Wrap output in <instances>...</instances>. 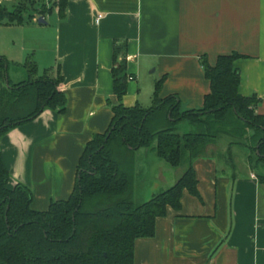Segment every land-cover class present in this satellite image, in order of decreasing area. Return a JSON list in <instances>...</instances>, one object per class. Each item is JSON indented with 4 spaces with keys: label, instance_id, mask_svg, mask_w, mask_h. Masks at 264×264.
Here are the masks:
<instances>
[{
    "label": "crops",
    "instance_id": "crops-1",
    "mask_svg": "<svg viewBox=\"0 0 264 264\" xmlns=\"http://www.w3.org/2000/svg\"><path fill=\"white\" fill-rule=\"evenodd\" d=\"M14 25L23 37L0 45L11 78H25L22 64L33 58L41 74L60 72L66 96L64 112L46 108L0 139L9 188L29 186L35 210L71 196L87 144L113 120V68L125 58V107H152L162 80L160 97L177 95L188 111L203 108L211 91L201 57L215 65L237 53L239 92L257 95L264 115V0H71L64 18L54 8ZM116 44H126L117 61ZM216 144L192 162L198 194L185 189L181 206L156 219L155 235L135 240L134 264H264V184L223 160Z\"/></svg>",
    "mask_w": 264,
    "mask_h": 264
},
{
    "label": "trees",
    "instance_id": "trees-1",
    "mask_svg": "<svg viewBox=\"0 0 264 264\" xmlns=\"http://www.w3.org/2000/svg\"><path fill=\"white\" fill-rule=\"evenodd\" d=\"M13 1L11 7L0 3V26L27 24L54 8L64 18L71 0ZM123 50L115 45V61ZM238 57L222 55L215 65L201 57L211 91L203 108L188 111H181L177 95L160 97L162 80L152 107H125L127 63L126 58L120 61L113 68L119 103L112 107L110 127L87 144L71 196L53 201L47 210L32 208L29 186L9 188L11 174L0 153V264H134L135 240L155 235L156 219L169 206H181L185 189L198 194L192 162L223 135L231 138L230 146L248 151L252 170H264V115L257 112L261 99L239 92ZM11 65L0 54V139L46 108L66 110L60 72L41 74L29 58L22 64L27 76L15 82ZM161 160L173 167L189 160V167L175 185L146 200L142 189L153 186L148 177ZM257 175L264 184V173Z\"/></svg>",
    "mask_w": 264,
    "mask_h": 264
},
{
    "label": "rangeland",
    "instance_id": "rangeland-1",
    "mask_svg": "<svg viewBox=\"0 0 264 264\" xmlns=\"http://www.w3.org/2000/svg\"><path fill=\"white\" fill-rule=\"evenodd\" d=\"M21 28L22 27H17L13 24H2L0 26V45H10L13 39H20L21 37H23L24 32ZM46 59H48L49 61L51 60V57H48ZM42 70L43 68H41V71ZM230 140V137H228L227 135H223L215 141L217 143L216 148H218L222 153L221 158L227 161L228 155L230 163L233 164L231 165L228 162L229 165L237 169H247V171L250 172L252 168L247 159L248 151L240 145L230 146ZM228 151H230V155L228 154ZM188 167L189 160L184 161L182 164L176 167L171 166L168 162L164 160L157 162L151 170V174L149 175L150 178L148 177L149 181L152 182L153 186L150 190L142 189L141 195L145 196V199L148 200L150 199L152 193H159L165 189L170 188L171 186L175 185L176 182H178V180L182 177ZM263 171L264 170L258 171L257 169H253V172L256 174L258 172L264 173ZM147 188H150L149 185L147 186Z\"/></svg>",
    "mask_w": 264,
    "mask_h": 264
},
{
    "label": "water",
    "instance_id": "water-1",
    "mask_svg": "<svg viewBox=\"0 0 264 264\" xmlns=\"http://www.w3.org/2000/svg\"><path fill=\"white\" fill-rule=\"evenodd\" d=\"M39 23H47L46 20L43 17H40L38 19Z\"/></svg>",
    "mask_w": 264,
    "mask_h": 264
},
{
    "label": "built area",
    "instance_id": "built-area-1",
    "mask_svg": "<svg viewBox=\"0 0 264 264\" xmlns=\"http://www.w3.org/2000/svg\"><path fill=\"white\" fill-rule=\"evenodd\" d=\"M103 16L100 14L97 16V21H100V19L102 18Z\"/></svg>",
    "mask_w": 264,
    "mask_h": 264
}]
</instances>
